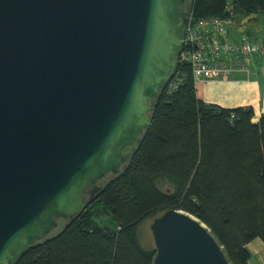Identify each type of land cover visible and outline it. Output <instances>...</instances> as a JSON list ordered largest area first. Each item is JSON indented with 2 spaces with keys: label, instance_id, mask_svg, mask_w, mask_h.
I'll return each instance as SVG.
<instances>
[{
  "label": "water",
  "instance_id": "1",
  "mask_svg": "<svg viewBox=\"0 0 264 264\" xmlns=\"http://www.w3.org/2000/svg\"><path fill=\"white\" fill-rule=\"evenodd\" d=\"M190 12L188 0H0V264L81 213L141 145ZM151 228L152 264H234L186 209Z\"/></svg>",
  "mask_w": 264,
  "mask_h": 264
},
{
  "label": "trees",
  "instance_id": "2",
  "mask_svg": "<svg viewBox=\"0 0 264 264\" xmlns=\"http://www.w3.org/2000/svg\"><path fill=\"white\" fill-rule=\"evenodd\" d=\"M228 0H188L194 14L222 12ZM239 15L264 13V0H231ZM141 145L119 172L99 179L81 213L37 240L16 264H152L139 224L169 208L206 221L234 264H249L247 243L264 240V113L200 98L192 66L178 57L160 89ZM129 148V147H127ZM107 212L110 224L97 216Z\"/></svg>",
  "mask_w": 264,
  "mask_h": 264
},
{
  "label": "built area",
  "instance_id": "3",
  "mask_svg": "<svg viewBox=\"0 0 264 264\" xmlns=\"http://www.w3.org/2000/svg\"><path fill=\"white\" fill-rule=\"evenodd\" d=\"M180 59L188 61L196 81L227 76L235 71L250 72L255 60H264V40L240 33L232 35L239 18L228 0L222 12L207 16L194 14L192 6Z\"/></svg>",
  "mask_w": 264,
  "mask_h": 264
},
{
  "label": "crops",
  "instance_id": "4",
  "mask_svg": "<svg viewBox=\"0 0 264 264\" xmlns=\"http://www.w3.org/2000/svg\"><path fill=\"white\" fill-rule=\"evenodd\" d=\"M240 33L250 36L244 19H236L232 28L234 37ZM196 84L199 97L205 101L224 106L253 105L255 120L264 113V60H255L249 73L235 71L227 76L199 80ZM247 246L251 251L249 264H264V240L256 236Z\"/></svg>",
  "mask_w": 264,
  "mask_h": 264
},
{
  "label": "rangeland",
  "instance_id": "5",
  "mask_svg": "<svg viewBox=\"0 0 264 264\" xmlns=\"http://www.w3.org/2000/svg\"><path fill=\"white\" fill-rule=\"evenodd\" d=\"M253 16L243 15L239 16L240 19H244L248 26V32L252 38H264V13H253ZM110 214L107 212L101 213L97 216V220L102 224H110ZM154 215L147 216L138 226V233L141 241L144 245L152 247L155 245V239L151 228V223L154 220ZM65 218L62 217L59 220V224L50 231V235L57 233L65 225Z\"/></svg>",
  "mask_w": 264,
  "mask_h": 264
}]
</instances>
